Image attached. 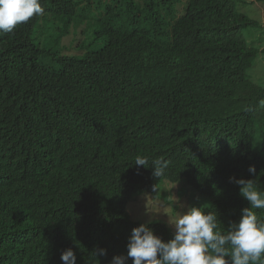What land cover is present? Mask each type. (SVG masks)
I'll use <instances>...</instances> for the list:
<instances>
[{"label": "trees", "instance_id": "1", "mask_svg": "<svg viewBox=\"0 0 264 264\" xmlns=\"http://www.w3.org/2000/svg\"><path fill=\"white\" fill-rule=\"evenodd\" d=\"M89 1L41 0V16L0 32V264H52V252L59 254L62 245L51 234L56 226L65 231L77 264H109V253H123L115 235L118 220L88 224L83 208L86 196L110 186L117 215L119 203L135 187L122 190L128 185L123 167L139 154L127 145L151 159L163 157L167 170L176 172L205 155H227L218 171L254 165L264 190V83H254L248 73L255 58L264 56V43L258 37L261 45H255L245 35L264 32V22L251 9L264 0H184L181 8L175 3L181 0H94L97 11L87 17ZM73 24L87 26L78 44L66 37L74 33ZM44 28L56 32L55 47L42 43ZM128 32L113 61L118 69L103 67L110 66L103 60L106 53ZM167 37L171 45L190 51L178 71L189 85L195 78L205 80L204 106L190 128L176 125L168 107L158 108L149 120L163 136L121 137L134 115L163 95L191 98L162 76L149 94L138 95L145 65L171 69L151 61L135 66L134 49L151 48ZM64 48L95 52L85 61L84 54ZM188 179L202 189L203 177ZM29 189H36L38 202ZM245 206L236 199L217 201L221 228L238 221ZM257 210L264 220V210ZM75 231H85L90 241L76 244ZM95 248L106 249V255L97 260Z\"/></svg>", "mask_w": 264, "mask_h": 264}, {"label": "clouds", "instance_id": "2", "mask_svg": "<svg viewBox=\"0 0 264 264\" xmlns=\"http://www.w3.org/2000/svg\"><path fill=\"white\" fill-rule=\"evenodd\" d=\"M137 1L142 2V0ZM175 3L178 8L185 6L184 0ZM96 7L94 0H90L89 5L84 9L85 15L91 16L92 11H97ZM43 11L41 0H0V32H12L18 24L28 22L33 16H41ZM257 18L259 22H264V19ZM40 24L41 18L39 27ZM38 26L34 30L35 33L38 31ZM73 27L74 33L66 37L78 44L87 26L73 24ZM257 33L264 35V32L260 30ZM250 34L251 32L245 31L249 41L255 40V45L260 44L258 36L250 37ZM128 36L129 32L113 44L103 59L110 63V66L103 67L113 71L118 69L113 61L119 47ZM66 37L65 40H67ZM168 37L151 48H144L142 45L135 47V66L151 61L155 65L161 62L171 69L167 72L154 71L145 65L138 95L142 97L149 94L151 89L158 86L162 76L191 98L188 99L180 93L163 95L156 102L139 110L121 137L132 136L145 139L163 136L164 130L152 125L149 120L150 112L158 108L168 107L176 125L181 128H190L204 106L207 96L205 80L195 78L193 84L189 85L178 71L183 67L184 58L190 51L186 47L176 48L171 45ZM102 39L104 41V38ZM91 50L85 55L88 51L86 49H70L72 53H80L81 56L84 54L85 61L89 54L95 52ZM258 62L264 69L263 54L255 58L248 73L254 83H264V78L254 80L251 76ZM147 86L150 88L148 89ZM256 118L259 119V117ZM127 146L129 151L139 154L135 156L133 162L123 167L121 173L126 176L128 185L122 190L132 185L135 187L130 195L119 203L118 207L121 209L117 215L115 216V212L112 211L116 201L110 186H104L95 190L90 196H86L87 200L83 208L87 214L85 221L88 224L102 223L101 219L116 218L118 220V231L115 235L120 242L119 247L124 251L118 253L116 250L109 253L108 257L113 256L109 264H126L129 258L132 259V264H264V220L259 219L257 213L259 211L257 209L264 210V190L258 187L263 177L258 174L254 165L218 171V167L225 165L227 155L215 154L203 156L199 163L183 172L169 171L167 170L169 161L163 157L151 159V155L141 148ZM189 176L204 178L201 190L194 187L188 179ZM29 191L32 199L38 202V197L35 198L36 189H29ZM219 195L222 196L221 199ZM158 196L166 204L164 210L172 215L168 217V220L165 219L168 215L166 212L160 211L154 216L147 217V214L143 213L145 210L134 209L141 199L150 197L158 200ZM111 199H113L112 202ZM183 199L185 205L181 208L180 203ZM232 199L246 202L248 206L241 209L238 221H233L226 229H222L214 206L219 200L231 201ZM82 227L84 228L83 225ZM51 234L61 240L62 245L59 254L52 252L50 263L77 264V256L70 248L63 228L56 226ZM90 239L91 235H87L85 231L74 232L76 244L84 245ZM92 255L97 259L99 256L106 255V249L95 248Z\"/></svg>", "mask_w": 264, "mask_h": 264}, {"label": "rangeland", "instance_id": "3", "mask_svg": "<svg viewBox=\"0 0 264 264\" xmlns=\"http://www.w3.org/2000/svg\"><path fill=\"white\" fill-rule=\"evenodd\" d=\"M252 9V14L254 17H257L259 15V18L261 20L264 19V14L262 13V11L264 10V5L260 4L259 2H254L251 6ZM93 13H95V11H92ZM43 41L42 43L45 45V47H55V45L52 42V39L54 37H56V32L49 30V28H44L43 30ZM254 36H258L263 40L264 43V35L257 33V31L251 32L250 37H254ZM62 46V45H61ZM98 46V44L96 43L92 49H95ZM65 50V48H64ZM66 51V50H65ZM66 52H70V49H68ZM255 68L252 70L251 72V76L254 80H257L258 78H264V69L262 67V64L260 62H258V64H256L254 66ZM185 203H184V199L183 201L180 203V207H184ZM166 208V204L164 203V201L162 199L159 198L158 196V200L157 199H153V198H146V199H141L135 206L134 209L136 211H143L145 210L143 213L147 214V217L150 216H154L156 214H158L160 211L162 212H166L164 209ZM148 210V211H146ZM172 216L171 214L168 213V215L166 216V220H168V217Z\"/></svg>", "mask_w": 264, "mask_h": 264}]
</instances>
